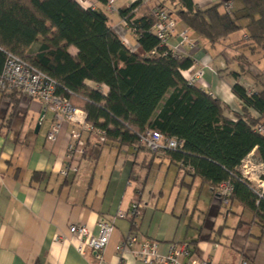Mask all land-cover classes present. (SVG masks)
<instances>
[{"label": "trees", "instance_id": "trees-1", "mask_svg": "<svg viewBox=\"0 0 264 264\" xmlns=\"http://www.w3.org/2000/svg\"><path fill=\"white\" fill-rule=\"evenodd\" d=\"M96 1L97 8L91 9L76 0H0V46L54 78L57 92L106 131L104 143L87 140L83 157L89 145L96 158L103 145L132 147L139 133L158 130L182 142L179 148L165 151L171 162L213 189L229 181V200L239 201L264 227V189L258 196L238 171L251 151L264 163V131L254 130L264 123V81L253 74L260 85L256 90L239 82L254 66L253 57H264V0H241L236 10H226V1L206 7L193 0L132 1L118 13L136 27L141 52L128 47L110 24L107 0ZM155 6L168 9L198 46L197 38L213 46L245 29L246 37L230 44L234 50L226 49L238 67L229 74L234 79L231 91L240 101L239 113L227 116V106L218 97L184 80L180 70L191 66L192 56L160 54L163 48L150 31L154 22L150 8ZM23 42L37 45L26 51ZM71 47L76 48L74 54L69 52ZM152 49L159 54L150 55ZM4 57L0 50V72ZM87 80L107 90L91 87Z\"/></svg>", "mask_w": 264, "mask_h": 264}, {"label": "crops", "instance_id": "crops-1", "mask_svg": "<svg viewBox=\"0 0 264 264\" xmlns=\"http://www.w3.org/2000/svg\"><path fill=\"white\" fill-rule=\"evenodd\" d=\"M223 1L230 3L231 10L242 5L241 0H193L200 7ZM131 2L114 0L116 10L107 15L117 32L122 30L124 37L126 33L133 38V43L126 40L136 48L133 34L118 24V10ZM182 29L184 25L176 19V31ZM245 36L242 28L213 46L201 39L191 54L212 68L205 71L203 83L227 106L229 117L239 113L241 105L231 91L234 79L229 74L238 67L226 49L232 52L230 44ZM36 45L23 42L22 47L29 51ZM69 52L74 54L76 48ZM239 82L251 90L260 86L255 77L249 82L240 77ZM86 84L107 90L89 80ZM53 119L52 110L38 99L18 91L0 92V264H116L115 245L131 228L127 218L115 219L101 260L89 248L79 253L74 247L76 237L68 228L81 224L96 233L99 218H110L133 200L144 203L136 228L138 238L156 241L161 255L176 242L187 244L192 254L212 264H264V227L253 213L236 199L224 203L218 187L213 189L200 177L186 173L165 152L103 145L94 158L89 145L77 171L63 176L60 170L71 126L64 123L51 142L46 134ZM34 173L40 175L34 177ZM125 256L128 264H147L130 253Z\"/></svg>", "mask_w": 264, "mask_h": 264}, {"label": "built area", "instance_id": "built-area-1", "mask_svg": "<svg viewBox=\"0 0 264 264\" xmlns=\"http://www.w3.org/2000/svg\"><path fill=\"white\" fill-rule=\"evenodd\" d=\"M82 6L96 9L98 2L96 0H76ZM135 1V0H132ZM141 3H147L148 0H139ZM114 0H107L105 10L114 12ZM223 7L226 10L231 8L228 1L224 2ZM150 15L154 22L150 31L157 38L158 45L163 48L160 54L171 55L174 57L191 56L193 50L197 48V41L190 31L184 27L176 31V18L166 8L155 6L150 8ZM118 24L127 30L135 38L139 33L130 21L120 16ZM122 41L132 49L123 34H119ZM246 37V36H245ZM0 50L5 53L4 62L0 72V92L18 91L27 98L38 99L44 107L52 110L54 119L53 123L46 134V139L53 142L57 139L64 123L70 124L69 140L66 147L64 166L60 170L63 176L77 171L78 162L86 153V143L88 139L95 140L99 143L106 141V131L103 128L93 125L87 119V113L84 109L74 106L69 98L57 92L58 84L54 78L44 71L29 63L23 57L9 51H4L1 46ZM150 55H158L156 49L149 52ZM191 66L181 69L180 73L184 80L191 84L207 89L203 83L206 70L212 68L206 63L192 58ZM101 90V87L98 86ZM208 90V89H207ZM210 95H213L208 90ZM264 120V115H263ZM254 130L256 132L264 131V123H258ZM182 144L176 137H166L158 130L146 129L138 134L137 144L132 146L133 150L144 148L152 154L174 150ZM238 171L242 178L253 182L255 192L262 196L264 189V163L257 160L252 153H248L238 166ZM219 194L224 203L229 201V195L232 186L229 181H223L218 185ZM144 203L139 200H133L125 210L117 209L110 218L101 217L98 219L96 226L97 232H91L85 225L72 224L68 231L71 236L76 237L74 243L75 249L83 253L89 248L97 260L103 258V252L109 242L111 234L115 228L114 221L116 218H127L130 222V230L125 237L115 245L117 254L116 264H128L126 253H130L134 259L140 260L147 264H212L207 259H201L191 253L185 243L172 242L169 245L168 252L161 255L157 251V242L147 238L139 239L136 228L138 219L141 215ZM185 257L181 260L179 257ZM239 264H248L246 261H240Z\"/></svg>", "mask_w": 264, "mask_h": 264}, {"label": "rangeland", "instance_id": "rangeland-1", "mask_svg": "<svg viewBox=\"0 0 264 264\" xmlns=\"http://www.w3.org/2000/svg\"><path fill=\"white\" fill-rule=\"evenodd\" d=\"M113 6H114V4H113ZM115 7V6H114ZM108 14H113L114 12H107ZM118 32H119V34H121L122 33V30H118ZM126 32V31H125ZM240 33V32H239ZM125 37H126V39L129 41V42H131V43H133L134 42V40H133V38L132 37H130V35L129 34H127V36H126V33H125ZM199 41H201V37L200 38H197ZM132 50H135L136 52H141V50L138 48V47H136V48H134V47H132ZM259 56H255V57H253L254 58V66H252L251 68H250V73H253V74H259V77L261 78L262 77V80L264 79V57H262L260 54H258ZM246 74V75H244L243 76V79H244V81H246V82H249V81H251V79H252V77H253V75L252 74ZM249 80V81H248Z\"/></svg>", "mask_w": 264, "mask_h": 264}, {"label": "water", "instance_id": "water-1", "mask_svg": "<svg viewBox=\"0 0 264 264\" xmlns=\"http://www.w3.org/2000/svg\"><path fill=\"white\" fill-rule=\"evenodd\" d=\"M42 116V114L40 115V117ZM38 123L36 124V127H35V130H37L38 129Z\"/></svg>", "mask_w": 264, "mask_h": 264}]
</instances>
